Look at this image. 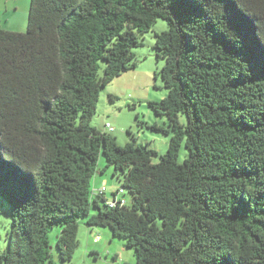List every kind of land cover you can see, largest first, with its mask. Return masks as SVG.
I'll return each instance as SVG.
<instances>
[{"label":"trees","instance_id":"1","mask_svg":"<svg viewBox=\"0 0 264 264\" xmlns=\"http://www.w3.org/2000/svg\"><path fill=\"white\" fill-rule=\"evenodd\" d=\"M157 19L167 95L148 105L168 128L148 127L170 140L152 163L91 121ZM100 153L130 205L91 190ZM0 199V264H55L56 226L69 262L80 220L124 239L135 264H264V0H29L25 31L0 28Z\"/></svg>","mask_w":264,"mask_h":264},{"label":"rangeland","instance_id":"2","mask_svg":"<svg viewBox=\"0 0 264 264\" xmlns=\"http://www.w3.org/2000/svg\"><path fill=\"white\" fill-rule=\"evenodd\" d=\"M164 30H167L166 22L157 19L147 33L140 35L141 45L133 49L135 58L132 62L136 66L115 77L100 89L91 121L93 127L113 136L119 145L134 141L138 145L155 150L157 154L152 156V163L159 161V155L166 152L170 140V134L154 132L148 127L157 123L168 128L167 118L155 115L148 105V102L159 101L167 95L160 76L154 77L164 64L163 60L157 59L153 48L155 33ZM103 66L104 64L100 62L99 74H102ZM180 121L185 122L183 115L180 116ZM106 124H109L112 130L104 128ZM187 154V149L182 146L179 151V162H182ZM106 164L105 157L100 153L96 164L97 172L91 179V190H96L104 184L106 188L104 197L110 200L112 193L121 190V182L112 176L113 167H107ZM98 170H102L101 174H98ZM117 197L124 198L126 205H130L131 198L126 190H121ZM91 211L95 212V209ZM10 222L7 204L0 199V253L6 251L8 247L7 233ZM83 223V220L79 221L78 245L69 262H62L59 259L55 246L60 227L56 226L50 230L49 241L52 247L50 253L55 264H135L134 250L125 248L124 239L114 236L109 228L96 227L100 233L96 243H93L92 238L88 241L87 235L90 230L86 228L87 230L83 231Z\"/></svg>","mask_w":264,"mask_h":264},{"label":"crops","instance_id":"3","mask_svg":"<svg viewBox=\"0 0 264 264\" xmlns=\"http://www.w3.org/2000/svg\"><path fill=\"white\" fill-rule=\"evenodd\" d=\"M28 6L29 0H0V28L16 32L25 31ZM98 174H101L100 170H98ZM82 225L83 231L87 230L86 228L90 230L87 235L88 241L92 238V242L96 243V239H98L100 233L99 229L88 227L84 223ZM94 251L98 253L97 250Z\"/></svg>","mask_w":264,"mask_h":264},{"label":"built area","instance_id":"4","mask_svg":"<svg viewBox=\"0 0 264 264\" xmlns=\"http://www.w3.org/2000/svg\"><path fill=\"white\" fill-rule=\"evenodd\" d=\"M104 128L108 129V130H112V127L109 126V124H106L104 126ZM121 190H123L122 188H120ZM121 190H116V196H114L112 199L108 200L107 201V204L110 206V207H114L116 205H126V201L124 198H118L117 195L119 194V192ZM106 191V188L104 186V184H102V186L98 189L95 190L96 193L98 194H104V192Z\"/></svg>","mask_w":264,"mask_h":264}]
</instances>
